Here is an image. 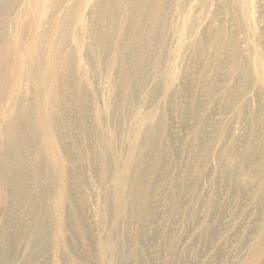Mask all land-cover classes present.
<instances>
[{"label": "rangeland", "instance_id": "1", "mask_svg": "<svg viewBox=\"0 0 264 264\" xmlns=\"http://www.w3.org/2000/svg\"><path fill=\"white\" fill-rule=\"evenodd\" d=\"M0 264H264V0H0Z\"/></svg>", "mask_w": 264, "mask_h": 264}]
</instances>
